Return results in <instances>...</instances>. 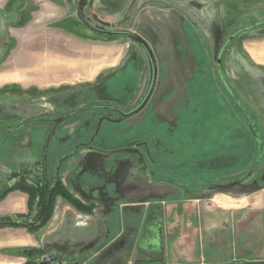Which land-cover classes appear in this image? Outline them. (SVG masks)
Returning <instances> with one entry per match:
<instances>
[{"label": "crops", "instance_id": "crops-1", "mask_svg": "<svg viewBox=\"0 0 264 264\" xmlns=\"http://www.w3.org/2000/svg\"><path fill=\"white\" fill-rule=\"evenodd\" d=\"M41 1L42 8L40 6L38 8V11H42L41 20L47 21L50 14L62 16L61 11L65 9L64 0H57L59 4L51 0ZM7 2L8 0L0 4V13ZM154 2L156 3L149 8L153 14L147 15L148 11L146 12L152 24L143 22L139 35L149 43L154 53L157 51L161 55L163 60L159 63L164 66V73L158 76L156 89L148 105L133 119L126 120L129 125L123 128V132L133 130L135 125L139 127L138 130L144 131L145 125L151 123L153 129L146 132L145 138L154 145L160 144L162 141L156 140L158 134L156 130L159 128L164 133L168 131L165 134L167 139L162 143L171 144L176 141L171 135L174 134V127L177 124L176 122L174 124L176 111L173 106L185 102L188 91L186 83L195 81L193 72H188L189 69L187 71V62L182 59L180 41L187 38V33H213L216 31V25L204 18L203 10L199 12L186 0ZM160 3L164 4V7L159 5ZM166 7L171 12L167 18L160 19L159 16L163 8L167 9ZM184 14L187 20L184 19ZM53 24L48 27L51 28ZM54 29L52 27V32ZM29 30L42 34L32 26ZM53 39H47L48 43L53 42ZM25 40L23 43L26 44L21 47L30 45L33 41ZM109 40L116 41L117 38L103 36L96 38L77 32L75 38L64 40L65 47H71L70 49L76 51L74 55L39 58L40 62H37L35 67L45 69L46 72L50 69L52 72L42 71L40 74L36 72L32 79L21 72L20 78L34 83L35 87L21 86L18 95L23 99L19 103L23 109L20 110L18 105H15L8 110L22 111L23 114L32 112L36 115L65 114L71 111L68 109L71 98L76 96L89 98L94 93L92 89L101 83L103 88L100 90L105 89L106 82L116 78L121 69L118 67L123 61L122 51L95 47L92 41L107 44ZM175 42L177 43L174 45ZM87 43L90 46H87ZM175 49L178 51L177 54H173ZM243 55H234L227 59L226 72L222 77L251 111L262 116L264 88L254 87L252 83L255 80L260 81L261 77L258 74L252 76V60L248 55ZM26 58L27 56L22 59ZM159 63L157 62V65ZM27 65L21 69L33 67L31 62ZM193 66L196 69L198 63ZM113 67H116L117 71L114 75H109L111 72L100 71ZM120 71L124 73L123 69ZM10 78L9 75L0 74L2 84L10 83ZM127 91L129 92L126 89L123 94ZM156 92L165 98H171L168 106L157 101ZM219 94L218 90L216 94L218 98ZM183 105L181 104L180 109ZM12 118L13 116L11 120ZM28 118L30 117H25L24 120ZM170 124L173 128L165 130V125ZM190 124L185 128L190 129ZM13 125L15 124L11 123L6 126L14 129ZM13 129L8 133H15L16 137L4 139L0 137V194L7 186L13 184L9 181V176L14 170L34 166L42 159L43 153L35 154L36 144L32 137L35 129L43 135L40 152L45 146L48 134V126L44 124L20 130ZM197 133L198 131L193 138H197ZM134 137L139 139L137 133ZM26 148L29 152L25 151ZM136 157L134 154H105L83 149L61 166L60 158L55 156L51 168L48 163V171L52 177L58 172L63 184L73 195L84 202L94 203L97 208L92 215H85L74 210L63 199H58L50 227L37 235L42 249L56 251L61 259H73L71 264H243L251 258L253 262H261L260 257L254 260L253 256L245 255L247 246H250L247 244L248 239H231L233 245L239 246L234 251L229 250L231 247L229 244H222V230L225 226L231 225L238 212L233 216H226L222 221L219 216H208L210 213L213 214V207L207 202L213 201L215 196H221L217 194L220 191L217 193L213 191V188L220 190L219 186H213L212 191L207 189L211 195L205 193L203 189L185 193L175 185L157 181L151 174L142 172ZM187 159L189 157L175 159L168 153L167 159L163 158V161L170 163ZM207 197L209 199H206ZM228 198L234 200L230 196ZM27 202L25 194L18 191L9 193L0 201V219L27 213ZM233 203H237L234 207H241L240 202ZM260 243H264V240ZM30 244H33V237L25 230L19 229L10 235L5 246L24 248Z\"/></svg>", "mask_w": 264, "mask_h": 264}, {"label": "rangeland", "instance_id": "rangeland-1", "mask_svg": "<svg viewBox=\"0 0 264 264\" xmlns=\"http://www.w3.org/2000/svg\"><path fill=\"white\" fill-rule=\"evenodd\" d=\"M3 1L5 2L6 0H0V4L4 3ZM51 1L55 4H59L57 0ZM64 1L65 3L63 6L65 9L61 11L62 16L50 14L47 21L41 20L42 11H38L39 6L43 4L41 0H8L7 4L3 5V10L0 13V74L9 75L11 78L8 84H2L0 82V137L2 139L16 137V135H14L15 133L9 134L8 131L5 130L8 129L6 125L13 123L15 124L13 126H17L25 117H30V119L38 117L36 113L32 112L23 114L21 113L22 111L10 112V110H8V108H12L15 105H18L20 110L23 109L19 106V103L23 101V99H20L18 95L21 86H24V88L25 86L30 88L35 87L34 83L27 81L25 78L21 79L19 74L24 72V75L32 79V76L34 75L35 77L37 74L36 72H39L38 74L42 71H45V73L50 72V70L46 72L45 69L40 68L39 70L35 67L37 62H40L39 58H57L58 56L65 57L67 55H74L76 51L70 49L71 47H65L63 41L75 38L77 32L88 34L90 37H100V35L90 31L78 19L77 6L80 0ZM186 1L189 4H193L199 12L203 10L204 18L215 23L216 31L213 33H187V38H182V41H180V50L183 54L182 59L187 62V71L189 69L188 72H193V80L195 81H188L186 86L184 84L188 90L187 99L185 102L182 101L181 104L185 106L183 105L181 109V104L173 106L176 111V113H174V124H177L174 127V134L171 132L173 134L171 136L179 143L175 141V143L170 144L167 142L168 144H163L162 142H165L164 140L167 139L165 134L168 131L164 133L162 129L158 128L156 130L158 133L156 137H159V142H162L160 144L151 145V152H146L141 148L143 152H145L148 161L153 156L152 151L156 152L162 159H167L168 153L175 159L184 157L190 158L195 152L198 144L201 143L203 133L210 137L213 136L218 139L220 143L226 144L221 146H230L233 142L238 143L239 140L247 138L245 130L240 129L234 123L235 120L233 119H238L237 116L228 113L224 105L226 102H223L222 93H224L225 90L221 85L223 83L227 85V82L225 80V82L222 81V76L226 72L225 62L228 58L234 55L239 56V54L248 55L252 60V76L258 74V76L261 77L260 81L255 80L252 82L253 86L264 88V0ZM154 3H156L154 0H88L86 14L92 23L106 30L130 31L139 34L142 30L141 26L144 25L143 22L146 21L147 24H152L147 15L153 14L149 8H151ZM159 5L164 7L162 3ZM30 10L32 13H30ZM35 11L39 12V14ZM170 12L168 8H163L159 18H167L166 16L169 15ZM183 17L186 20L188 19L185 14ZM179 18L180 16L178 19ZM188 22L190 21L188 20ZM52 23H54L52 26L53 29L56 27L53 30L54 32L51 30L52 27H48V25ZM31 26L41 31L42 34L32 33L29 30ZM35 38H38V40ZM25 39H27V42L30 40L36 42L32 41L30 45L21 47L26 44L23 43L26 41ZM47 39H53V42L50 41L48 43ZM106 43L107 44L92 41L95 47H105L108 50L114 49L117 52L122 51L121 58L123 61L118 68H121L120 70L123 69L124 73H121L119 70L117 77L110 79L109 82L107 81L105 89L103 90H100L103 88V83L93 88L92 90H94V93H92L90 98H83L80 96L71 98L69 110L72 111L80 107V105L85 103L83 99L97 102H112L123 107L124 110H127L136 106L147 93L151 79V69L143 49L136 43L127 39L117 38L116 41L109 40ZM176 43L177 42H175L174 45ZM86 45L90 46L89 43ZM123 47H125L124 50H122ZM101 48L99 50H101ZM177 52V49H175L173 54H177ZM21 54L23 55L22 58L26 56L27 58L22 59L20 57L22 56ZM184 54L186 56H184ZM31 56L34 58L31 59ZM155 56L158 63L163 60L157 51L155 52ZM35 58H38V60H35ZM30 62L33 64V69L30 67L23 70L21 69V67H25ZM196 62L198 66L194 69L193 65L197 64ZM233 65L234 62L232 66ZM158 68V76H161L164 73V66L159 63ZM102 70L107 73L111 72L109 75H114V72H117L116 67H113V69L103 68L100 71ZM257 71H259V73H257ZM227 87L229 88L228 85ZM126 89L129 90V92L127 91V93L123 94ZM219 89L221 95L220 99L216 95ZM230 89L232 90L231 87ZM34 90L36 91V89ZM156 95L157 101L161 102L160 104L165 106L169 105L171 98H165L158 95L157 92ZM252 113L257 118L253 120L259 126V128L252 127V129L259 138L257 139V146L259 148V155L262 156V161L257 169L249 172L248 176L244 177L242 180L216 185L220 187V190L213 188V191H216V193L220 191L217 194L221 196H215L213 201L207 202L213 207V214L210 213L208 216H219L222 221L226 216H233L234 213L238 212L234 216L235 219L231 221V225L225 226L222 230L221 242L224 245L229 244V246H231L229 250L234 251L237 250L236 248L239 246L233 245L231 239H248L247 244L250 246H247L248 249L245 255L253 256L254 260L260 257L259 259L261 262H253L251 258L250 261H246V263L243 264H264V243H260L261 240H264V113L261 114L262 116H259L253 111ZM12 116L13 118L11 120ZM184 116L188 117L187 125L191 122V124L196 127L197 124V130L200 132L197 133V138L185 144L182 142L186 140L189 129H186V125H184L180 128L183 132H177V128L179 130L180 118ZM77 121L78 119L71 121V123L74 124L66 123L63 129L68 126L72 131L76 130V128L80 130L83 128V124L76 123ZM127 125H129L128 121L114 125L115 128L113 129V133L117 135L112 136L113 139H107L108 145L114 142L119 145H124V142L130 141L136 133L143 135V132L138 130L139 127L137 125H135L133 130L122 132L123 128ZM105 126L109 127V124L106 123ZM51 127V125L48 127V131L51 130ZM164 128L165 130H169L173 127H171L170 124L165 125ZM152 129L153 126L151 123L145 125V131H150ZM32 137L36 144L35 154L41 155L39 150L42 147L40 142L43 135L39 130L35 129ZM208 138L209 137H207L206 140H208ZM16 147H18V145ZM25 151L29 152L27 148ZM70 151H72L71 146L61 145L59 139H53L48 154L50 168L53 166L54 157L56 155L58 156L61 152L69 153ZM240 155H246V153L240 152ZM31 168L33 169V171L31 170L32 174H26V179L31 180L40 177L41 168L36 165L31 166ZM14 171L13 174H22V171L18 169ZM49 175L50 179H52V175L50 173ZM15 182L16 181H13V184ZM212 187L213 186L206 187L203 190L205 193H210L211 195V192L207 191H212ZM228 196L234 200H230ZM58 199H60V197ZM77 199L80 200L79 198ZM206 199L209 198L207 197ZM80 201L84 204L87 203L82 199ZM233 201L240 202L241 207H234L237 203H233ZM241 201H243V203ZM241 208L244 209L241 210ZM34 212L33 210L32 215H34ZM28 213L29 211L27 210V213L24 214ZM79 213L92 215L94 212L92 214ZM51 221L52 219L45 228L50 227ZM45 228L38 231H29L26 228L1 227L0 264L40 263L46 255L45 253L48 251L42 249L39 240H37V235ZM19 229L25 230L27 234L33 237V244L24 248L5 246V244L7 245V239L10 235H13L15 231ZM66 259L67 258L62 259L60 264H66L67 262L65 263V261L68 260Z\"/></svg>", "mask_w": 264, "mask_h": 264}, {"label": "trees", "instance_id": "trees-1", "mask_svg": "<svg viewBox=\"0 0 264 264\" xmlns=\"http://www.w3.org/2000/svg\"><path fill=\"white\" fill-rule=\"evenodd\" d=\"M230 94L231 93L228 94L227 90L222 93L224 99L222 100L224 103L226 102L224 104L225 108L228 113L237 116L238 119L233 120H235L236 126L245 130L247 138L239 140L238 143L233 142L230 146H221L226 144L220 143L219 140L213 136L210 137L203 133L201 143L198 144L195 152L189 159L170 163L164 162L159 157L154 159L153 164L150 166V170L152 173L151 175L155 180L168 182L181 188L182 191L186 193L198 189H204L206 187L240 181L248 176L249 172L259 167L262 161V156L259 155V148L257 146V139L259 138L252 129V127L259 128L253 120L257 118L253 115L252 111L242 103L238 95H235V98L239 104L232 101V96ZM220 98L221 95L219 94V99ZM104 107H115L125 111L123 107H120L117 104L102 101L96 104H91L81 110H77L70 116L74 115L76 118H90L88 129L93 131L95 129V119L102 117L101 113L110 111L104 109ZM187 121L188 117L184 116L180 118L179 130L177 129V132H183L180 128L187 125ZM36 122L38 121L34 120L32 123ZM64 125L65 124L63 123L61 127ZM190 125L191 128L187 132L186 140L182 142L184 144L192 141L195 133L197 131L199 132V130H197V124L196 127L192 124ZM54 133L55 131L51 134V137ZM80 137L81 136L76 137L74 142L76 148L80 146V148L86 147L88 149L98 150L105 153L111 152L110 149L99 146L95 141L88 142L86 145H80V143H78L82 140ZM207 137H209L208 140H206ZM176 142L179 143L177 140ZM78 150L79 148L73 153L65 156L64 160L75 156V153H77ZM113 151L137 152L133 148L117 149ZM240 152L244 154L246 153V155H240ZM139 163L141 171L146 173V165L143 157L139 158ZM37 166L41 168L40 177L28 180L26 179V174H29L28 172L20 175L14 173L11 175L10 179H15L16 182L12 186L6 187L0 194V201L14 191L25 194L28 199L27 206L29 213L2 218L0 219V223L18 221L20 224L11 227L26 228L29 231L41 230L45 228L52 219L57 199L59 197L64 199L79 212L92 214L95 211L97 206L95 204H84L78 200L63 184L58 174H56L53 179H50L47 164L44 160L38 162ZM33 210L35 211L34 215H32Z\"/></svg>", "mask_w": 264, "mask_h": 264}, {"label": "flooded vegetation", "instance_id": "flooded-vegetation-1", "mask_svg": "<svg viewBox=\"0 0 264 264\" xmlns=\"http://www.w3.org/2000/svg\"><path fill=\"white\" fill-rule=\"evenodd\" d=\"M98 27H100V26H98ZM100 28L105 29L103 27H100ZM222 81H224L223 77H222ZM221 87H223L224 90H227L228 94L231 93L230 95L232 96V98H231L232 101H235V102H237V104H239V102L235 98V95H238L237 92L232 91L230 88L227 87V85L225 83H223L221 85ZM80 97H82V96H80ZM84 98H88V97L85 96ZM89 98H90V96H89ZM83 100L85 101V103H83L82 105H80V107H78L75 110H72L70 112H67L65 114H61V115H58V116H56V115H48V114H40V115H37L38 117H36L35 119L28 118L26 120H23L22 122H20V124H18L17 126H14V129H19L20 130V129L24 128V127L26 129V127H30V126H34V125H38V124H41V125L44 124V125H46L48 127L50 125L52 126L51 127V130L48 131V134H47V137H46L45 146L41 150V154L43 153V155H42V159H40V160L41 161L44 160L46 162L47 168L49 167L48 166V163H49L48 154L50 152L51 143H52V140L53 139H55V138L57 140L59 139V143L61 145L69 146V147L71 146L72 147V151H70L69 153H65V152L63 153V152H61V154H58V157L60 158L59 159V163H61V166H62L63 162L66 161V160H64V157L67 156V155H69L70 153H73L74 151H76L77 148H79V150L77 151V153H75V155L78 154L83 149H88L86 147L80 148V146L76 148V144H74V142L76 140V137L81 136L80 138L82 140L78 142V143H80V145H86L88 142H94L95 141L99 146L104 147V148H108V149L111 150V152H107V153L102 152V153H105V154H123V153H126V154H134V155L137 156L136 158H137L138 163H139V158L140 157H143V159L145 161V165H146L145 171H147V173H149V174H152L151 173V170H150V166L153 164V160L156 159V158H158L159 156L156 154V152H153L152 151V153H153L152 158L149 161L147 160V158L145 156L146 154H145V152H143L142 149H144L146 152H148V151L151 152V149H152L151 148V145H153V144L151 143V141L148 138H145V134L147 132V131H145V129H144V131H142L143 132V135H139L138 134L139 139H136L133 136L131 138L132 140L125 141L124 142V145H119L116 142H114L111 145H108V143H107V139L108 138L113 139L112 136L117 135L116 133H113V129L115 128L113 125H115V124H121L122 122H125L126 120H131L135 116H137L138 114L135 115V116H133V117H131V118L124 119V120L121 121V115H119V114H117L115 112L107 111L106 113H101L102 114V117H100L99 119H95V121H94L95 122V124H94L95 129L93 131H91V130L88 129L89 122H90V118H88V117L76 118L74 115L73 116H70V115L72 113L76 112L77 110H81V109L86 108L87 106H89L91 104H96V103H99V102H102V101H98L97 102V101H91V100L88 101L87 99H83ZM240 100L242 101L241 98H240ZM103 102H105V101H103ZM140 102L141 101H139V103ZM139 103L136 106L132 107L130 110L129 109L125 110V112H130L131 110H134L139 105ZM242 103L248 108V106L243 101H242ZM106 115H108V116H106ZM112 116H114V117H112ZM63 118H66V119H64L63 121H60ZM77 119H78V121L76 123H80L81 125L83 124V128H81L80 130H77V128H76V130L72 131V130H70V128L68 126H66L64 129H63V127H61V125L63 123L64 124L71 123V121H74V120H77ZM34 120H37L38 122L32 123ZM106 123H108L109 126H111V127L105 126ZM71 124H74V123H71ZM10 129L8 128V129H5V130L6 131H10ZM54 131H55V133L51 137V134ZM122 132H123V130H122ZM158 138L159 137H156V140H158ZM160 138H162V137H160ZM134 147H136V148H134ZM125 148H133L137 152L135 153V152H123V151L117 152V151H113V150H117V149L118 150H121V149H125ZM88 150H92V149H88ZM92 151L101 152V151H98V150H92ZM40 160L38 162H41ZM37 163L35 164L36 166H37ZM139 166H140V163H139ZM31 170L33 171V169L31 168V166L30 167H27L26 166L25 168H22L19 171H22L23 174L24 173H27V172L32 174V171ZM11 175L9 176V181H11V182L16 181L15 179H12V180L10 179ZM40 175H41V173H40ZM53 178L54 177H52V179ZM86 204H94V203H86ZM9 217H11V216H9ZM45 254L46 255L44 257H50L52 259V263L51 264H60V261L62 259L60 258L61 256H59L56 251H48ZM65 263L66 264H71V263H73V259H68L67 261H65Z\"/></svg>", "mask_w": 264, "mask_h": 264}, {"label": "water", "instance_id": "water-1", "mask_svg": "<svg viewBox=\"0 0 264 264\" xmlns=\"http://www.w3.org/2000/svg\"><path fill=\"white\" fill-rule=\"evenodd\" d=\"M88 0H80L77 6V13H78V19L93 33L103 36V37H108V38H120V39H127L132 41L133 43H136L139 45L143 51L145 52L149 66L151 69V79H150V84L147 93L139 103V105L134 109L131 110L130 112H125L120 109H117L115 107H104V109L113 111L119 115H121V121L124 119L131 118L137 114H139L150 102L152 99V96L154 94V91L156 89L157 85V80H158V65H157V60L155 57V53L153 52L151 46L149 43L142 38L138 33L135 32H130V31H109L102 29L95 25L94 23L91 22V20L88 18L86 12H85V7L87 4ZM69 117V116H68ZM66 118L61 119L60 121H63ZM58 174V172L56 173ZM20 224L18 221H11V222H1L0 223V228L1 227H11ZM52 259L50 257H44L42 261L39 264H51Z\"/></svg>", "mask_w": 264, "mask_h": 264}, {"label": "bare ground", "instance_id": "bare-ground-1", "mask_svg": "<svg viewBox=\"0 0 264 264\" xmlns=\"http://www.w3.org/2000/svg\"><path fill=\"white\" fill-rule=\"evenodd\" d=\"M32 69H33V68H32ZM30 70H31V69H30ZM39 70H40V69H39ZM39 70H38V71H39ZM49 70H50V69H49ZM33 71H34V70H33ZM35 71H36V69H35ZM50 71H51V70H50ZM51 72H52V71H51ZM38 73H39V72H38ZM41 73H43V72H41ZM47 73H48V72H47ZM40 76H41V75H40ZM32 77H33V76H32Z\"/></svg>", "mask_w": 264, "mask_h": 264}]
</instances>
